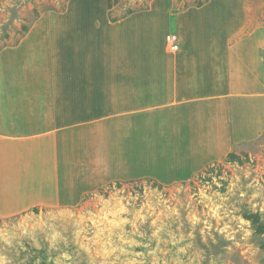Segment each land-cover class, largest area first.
<instances>
[{"label": "rangeland", "instance_id": "1", "mask_svg": "<svg viewBox=\"0 0 264 264\" xmlns=\"http://www.w3.org/2000/svg\"><path fill=\"white\" fill-rule=\"evenodd\" d=\"M119 1L113 8L114 0H0V63L13 56L12 49L42 18L48 17L41 29L70 28L57 16L68 9L67 16L82 29L93 16L105 18L110 13L117 21L129 11L145 13L150 16L141 19L152 21L158 34H166L168 24L172 28L183 21L185 13L194 15L199 26L192 33L194 55L206 62L203 74L223 69V48L208 41L211 34L204 42L198 40L209 22L218 18L226 37L228 25L238 29L246 21L235 39L264 32V0ZM169 32L166 37L175 35L181 41L176 31ZM220 33L218 40L224 38ZM41 36L35 39L43 38L52 48L61 40L58 33ZM86 40L77 37L72 43L79 42L76 46L81 48L80 42ZM102 43L95 46L102 49ZM35 47L42 52L41 44ZM260 54L264 57L262 48ZM98 55L96 64L103 60ZM240 55L247 63L243 51ZM193 60L189 63L200 64ZM232 99L234 105L228 109L226 101L219 103L228 118L224 126L228 123L234 133L231 149L197 153L196 163L182 165L176 159L167 167L157 159L147 162L149 155L136 149L134 159L126 155L130 159L121 168L107 167L100 177L88 158L76 156L75 164H65L70 147H57L63 153L52 157L56 147H50L49 139H39L33 146L27 140L21 146L0 145V264H264V235L244 218L257 214L264 226V125L245 136L244 104L240 98ZM208 101H201L205 111L210 109ZM72 165L77 170L82 166L83 172L73 173Z\"/></svg>", "mask_w": 264, "mask_h": 264}, {"label": "crops", "instance_id": "2", "mask_svg": "<svg viewBox=\"0 0 264 264\" xmlns=\"http://www.w3.org/2000/svg\"><path fill=\"white\" fill-rule=\"evenodd\" d=\"M119 2L114 0L113 8ZM107 10L110 12V7ZM109 14L105 18L90 17L82 29L67 16L68 9L57 15L63 24L69 23L70 28L63 32L50 25L41 29L48 17L42 18L24 42L12 49L13 56L2 58L1 146L14 147L15 143L21 146L23 140L33 146L39 139H49L50 147H56L52 148V157L63 153L57 147H70L72 151L67 156L64 153L69 159L65 164H75L76 156L88 158L94 164L93 173L102 177L107 167H113V171L121 168L130 159L126 155L134 159L136 149L149 155L147 162L157 159L167 167L177 160L182 165L189 160L196 163L197 153L207 155L213 149L229 151L234 133L228 123L224 126L228 118L222 106L219 109L222 99L227 109L228 105H234L232 98L242 100L241 125L245 136L248 130L261 129L264 125V57L260 54V48L264 51V32L261 29L235 39L246 21L238 29L228 25L226 37L222 35L218 18L214 24L209 22L198 40L204 42L211 34L212 40L208 41L216 48H223L219 61L223 69L203 74L202 66L206 62L200 63L194 55L192 33L199 28L194 15L185 13L181 17L183 21H176L172 28L168 24V32L158 34L152 21L141 19L150 15L134 13L112 21ZM208 27L215 30L209 32ZM169 31H176L180 37L178 52H172L166 43ZM57 33L61 40L53 48L43 38L35 39L38 34L53 37ZM219 33L224 38L218 40ZM77 37L87 39L80 42L81 48L76 46L79 42L72 43ZM100 42L102 49L95 46ZM37 44H41L42 52L35 47ZM242 51L247 63L240 55ZM98 54L103 60L96 64ZM191 60L201 65H192ZM218 89L223 91L222 95ZM203 97L210 99L209 110L202 106ZM8 142L13 144L7 146ZM183 154L186 159L182 160ZM72 167L73 173L83 172L82 166L78 170Z\"/></svg>", "mask_w": 264, "mask_h": 264}, {"label": "trees", "instance_id": "3", "mask_svg": "<svg viewBox=\"0 0 264 264\" xmlns=\"http://www.w3.org/2000/svg\"><path fill=\"white\" fill-rule=\"evenodd\" d=\"M131 14H134V12L133 11H129L128 12V15H131ZM25 29L28 31L27 28H25ZM244 218L247 221L252 222L253 225L257 226V232L259 234H263L264 235V226L260 223V217H259V215H257V214L256 215L246 214V215H244Z\"/></svg>", "mask_w": 264, "mask_h": 264}, {"label": "built area", "instance_id": "4", "mask_svg": "<svg viewBox=\"0 0 264 264\" xmlns=\"http://www.w3.org/2000/svg\"><path fill=\"white\" fill-rule=\"evenodd\" d=\"M166 43L172 52H177L179 50L178 37L175 35H168L166 37Z\"/></svg>", "mask_w": 264, "mask_h": 264}]
</instances>
